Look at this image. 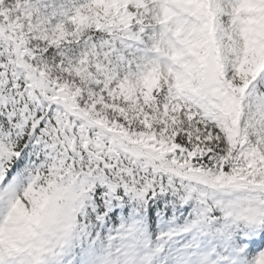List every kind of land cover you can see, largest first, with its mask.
Wrapping results in <instances>:
<instances>
[{
	"label": "snow or ice",
	"instance_id": "obj_1",
	"mask_svg": "<svg viewBox=\"0 0 264 264\" xmlns=\"http://www.w3.org/2000/svg\"><path fill=\"white\" fill-rule=\"evenodd\" d=\"M0 264H264V0H0Z\"/></svg>",
	"mask_w": 264,
	"mask_h": 264
}]
</instances>
